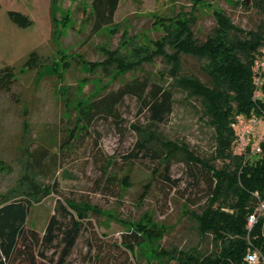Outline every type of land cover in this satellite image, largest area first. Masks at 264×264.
I'll list each match as a JSON object with an SVG mask.
<instances>
[{"label":"rangeland","instance_id":"374dc122","mask_svg":"<svg viewBox=\"0 0 264 264\" xmlns=\"http://www.w3.org/2000/svg\"><path fill=\"white\" fill-rule=\"evenodd\" d=\"M193 1L121 0L114 24L92 34L91 0H59L54 38L52 0H0V69L14 68L10 87L0 88V197L16 196L33 186L51 192L33 204L28 218L27 228L41 234L58 200L72 202L89 216L91 221H85L86 228L64 264H97L94 256L101 253L109 264H136L119 245L128 227L137 224L155 225L161 234L139 249L137 264H146V258L159 262L162 249H213L211 238L202 240L192 217V211H200L206 202L208 186L193 179L183 152L170 159L171 180L165 177L166 142L186 145L201 156L215 155V132L202 115L199 99L176 90L172 112L156 124L146 109L140 111L136 97L127 96L115 115L103 112L88 129L74 127L81 106L137 76L173 82L160 56L126 71L101 62L107 58L106 50L126 56L140 44L154 50L170 20L190 12ZM215 9L224 10L247 30L264 20V14L246 0H204L193 24L201 41L217 25ZM33 51L39 57L27 63ZM200 64L197 58L185 57V71L206 80ZM147 133L154 147L139 152L137 143ZM263 138L261 119L249 142ZM39 147L48 149L46 161L55 155V163L51 159L41 175L30 166L29 156ZM215 163L220 167L222 160ZM60 253V247L49 249L44 260L53 257L52 264H57ZM23 259L17 257L15 264H24Z\"/></svg>","mask_w":264,"mask_h":264},{"label":"trees","instance_id":"16d2710c","mask_svg":"<svg viewBox=\"0 0 264 264\" xmlns=\"http://www.w3.org/2000/svg\"><path fill=\"white\" fill-rule=\"evenodd\" d=\"M120 1L91 0L92 34H98L114 24ZM246 1L264 14V0ZM203 2L204 0H194L192 10L183 12V17L179 14L177 18H172L169 26L165 25L166 21L162 22L166 26V34L154 43V50L150 51L142 44L133 46L128 56L119 54L118 50H106L107 58L101 62L106 67L113 66L126 71L139 68L160 56L167 63L173 82L168 83L166 78L160 76L156 79H141L137 76L123 83L117 90L99 94L89 100L80 107L75 121L74 127L81 125L80 128L88 129L98 114L108 112L115 115L117 106L127 96L136 97L140 102V111L146 109L151 121L156 124L165 122L172 112L176 90L201 102L202 115L215 132V155L201 156L186 145L166 142L163 149L166 151L164 158L167 161L165 177L171 180L170 159L183 152L193 179L198 183L205 182L208 186L206 202L200 211H192V217L197 223L196 228L202 240L211 238L213 249H162L159 252V262L146 258V264H248L245 258L251 248H258L264 253V213L252 228L248 225L249 216L264 201V139L249 142L245 152H239L238 128L235 125L238 115L247 118L257 116L264 120V78L261 85L262 97L254 98V66L262 55L264 20L255 29L247 30L236 25L224 10L215 9L217 25L213 33L201 41L195 35L193 24L195 12ZM58 3L59 0H52L51 4L54 38L60 20L56 16ZM67 18L68 14L62 17L63 23H66ZM25 22L29 23L30 20L26 18ZM184 56L201 61L200 70L206 75V80L185 71ZM38 57V52L33 51L28 56L27 63L36 61ZM13 75V67L1 68L0 88L8 89ZM258 145L260 150L254 151ZM137 147L139 152L150 151L154 147L151 135L143 134ZM47 150L39 147L29 152L30 166L39 175L45 165L52 164L50 161L55 163V155L51 156L52 160L46 161ZM218 159L222 160L220 167L215 163ZM32 189L16 196L0 197V264H15L20 256H23L24 264H52L53 257L49 261L44 260L47 258L46 253L49 249L58 247L61 248V253L57 264H64L86 228L85 221H91L79 206L58 200L43 234L34 228L28 229L31 207L51 193L47 190H35V186ZM159 231L155 225H132L123 233L119 246L137 264L140 262L139 249L148 239L159 237ZM38 256L42 257L41 262ZM105 257L102 253L96 254L94 260L98 261L97 264H109ZM111 264H117V261Z\"/></svg>","mask_w":264,"mask_h":264},{"label":"built area","instance_id":"2783aa9c","mask_svg":"<svg viewBox=\"0 0 264 264\" xmlns=\"http://www.w3.org/2000/svg\"><path fill=\"white\" fill-rule=\"evenodd\" d=\"M255 72V85L256 90L254 93V98H261V85L264 78V43L262 46V55L255 62L254 66ZM261 118L253 116L247 118L243 115H238L236 117L235 125L238 128V138H237V149L239 152H245L249 139L256 130L257 125L260 123ZM264 139V138H263ZM259 145L254 151H259ZM264 213V201L260 202L257 211L249 216L248 225L252 228L257 222L258 218ZM248 264H264V253L258 248H251L245 258Z\"/></svg>","mask_w":264,"mask_h":264},{"label":"crops","instance_id":"0c3cea01","mask_svg":"<svg viewBox=\"0 0 264 264\" xmlns=\"http://www.w3.org/2000/svg\"><path fill=\"white\" fill-rule=\"evenodd\" d=\"M47 226V225H46ZM46 228V227H45Z\"/></svg>","mask_w":264,"mask_h":264}]
</instances>
